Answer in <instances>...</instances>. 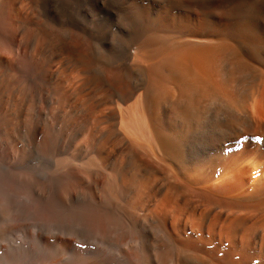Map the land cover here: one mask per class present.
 Segmentation results:
<instances>
[{"label": "bare ground", "instance_id": "obj_1", "mask_svg": "<svg viewBox=\"0 0 264 264\" xmlns=\"http://www.w3.org/2000/svg\"><path fill=\"white\" fill-rule=\"evenodd\" d=\"M0 83L68 264H264V0H0Z\"/></svg>", "mask_w": 264, "mask_h": 264}, {"label": "rangeland", "instance_id": "obj_2", "mask_svg": "<svg viewBox=\"0 0 264 264\" xmlns=\"http://www.w3.org/2000/svg\"><path fill=\"white\" fill-rule=\"evenodd\" d=\"M2 94L5 93L0 83V95ZM24 128L22 124L17 125L15 130L10 131L6 140H3L4 130L2 132L0 130V164L7 168H3V173L0 171V178L6 183L14 178L13 173L19 169L28 165L39 168L38 150L41 138L37 133L40 130H24ZM28 136L31 137L30 143L26 142ZM40 168L42 171V165ZM38 179L45 186L48 184ZM13 186H15L14 193L8 195L3 194L0 188V264H68L69 253L66 252L63 258L60 257L55 243L56 239L61 237L59 234H63L65 236L63 238L70 240L71 230L39 225L26 212L27 205L21 198L25 187L21 183ZM47 193L53 194V188L50 185ZM16 240L22 241L28 248L27 252L19 254L12 250L11 244Z\"/></svg>", "mask_w": 264, "mask_h": 264}, {"label": "snow or ice", "instance_id": "obj_3", "mask_svg": "<svg viewBox=\"0 0 264 264\" xmlns=\"http://www.w3.org/2000/svg\"><path fill=\"white\" fill-rule=\"evenodd\" d=\"M255 139H256L258 142H264V141H262L261 137H259V136L255 137Z\"/></svg>", "mask_w": 264, "mask_h": 264}]
</instances>
